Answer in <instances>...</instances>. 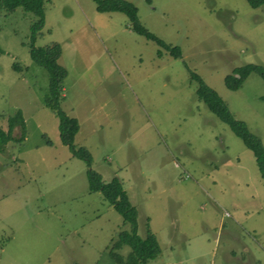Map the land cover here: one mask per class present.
<instances>
[{
	"label": "rangeland",
	"instance_id": "obj_1",
	"mask_svg": "<svg viewBox=\"0 0 264 264\" xmlns=\"http://www.w3.org/2000/svg\"><path fill=\"white\" fill-rule=\"evenodd\" d=\"M128 1L180 57L133 32L122 12H98L92 0H43L34 45H60V105L77 119L74 143L89 150L104 182L121 180L137 233L148 227L158 242L150 264H264V178L252 152L198 99L186 68L264 145V79L251 72L235 90L224 84L232 68L264 67V5ZM34 19L21 7L0 9V126L18 109L25 122L23 139L0 151V264H119L109 246L129 224L88 190V166L60 142L58 119L43 103L48 73L29 54Z\"/></svg>",
	"mask_w": 264,
	"mask_h": 264
},
{
	"label": "trees",
	"instance_id": "obj_2",
	"mask_svg": "<svg viewBox=\"0 0 264 264\" xmlns=\"http://www.w3.org/2000/svg\"><path fill=\"white\" fill-rule=\"evenodd\" d=\"M92 1L98 12L119 11L124 13L133 32L154 41L158 47L163 48L172 57L181 56V49L178 45L164 42L141 24L137 16V9L132 2L128 0ZM246 2L253 8L264 5V0H246ZM16 7L32 12L35 17L31 25L29 54L31 59L48 73V89L43 96V103L54 112L58 119L60 142L69 149L71 156L82 159L88 166L86 170L88 190L91 192L100 191L103 198L121 215L123 221L129 224V230L122 229L118 231L116 238L111 241L109 246L110 256L119 264H150L149 260L154 258L160 251L158 242L148 227H146L143 236L137 233L136 208L129 201L121 180L114 176L109 181L104 182L101 175L90 167L91 154L89 150L83 145L74 143V136L79 128L77 119L66 114L60 105L63 99L62 82L66 76V69L57 61L61 52L60 45L57 42H51L43 46L34 45L35 36L44 21L43 0H0V9L10 12ZM160 48L156 51L159 57L162 55ZM13 68L16 70L22 69L17 63L13 64ZM186 68L190 73V77L197 82L196 95L198 99L222 122L227 124L234 134L241 139L246 148L252 152L259 174L264 178V145L261 139L247 128L243 120L233 116L224 100L213 88L207 85L187 65ZM251 72L258 73L264 79L263 66L255 63H245L232 68L224 76V84L228 89L235 90ZM261 98L264 99V95ZM6 122L7 126L5 128L0 126V151L5 149L9 141H20L25 135V122L21 110L18 109L13 115L8 116ZM15 127L19 129L20 134L18 137L12 135ZM124 244L130 248L125 258L116 252V249Z\"/></svg>",
	"mask_w": 264,
	"mask_h": 264
}]
</instances>
